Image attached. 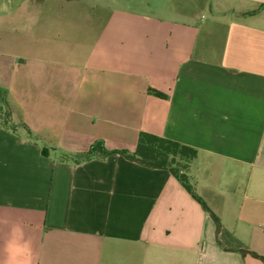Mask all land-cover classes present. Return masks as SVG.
<instances>
[{"label": "crops", "instance_id": "1", "mask_svg": "<svg viewBox=\"0 0 264 264\" xmlns=\"http://www.w3.org/2000/svg\"><path fill=\"white\" fill-rule=\"evenodd\" d=\"M170 1L48 19L20 58L0 264H264V0ZM140 132L197 150L189 179L219 230L168 170L70 159Z\"/></svg>", "mask_w": 264, "mask_h": 264}, {"label": "rangeland", "instance_id": "2", "mask_svg": "<svg viewBox=\"0 0 264 264\" xmlns=\"http://www.w3.org/2000/svg\"><path fill=\"white\" fill-rule=\"evenodd\" d=\"M0 0V127L12 126L13 97L11 86L21 59L34 49L36 37L47 36L45 28L48 19L74 20L98 16L101 6L111 8L130 7L143 13L159 14L170 6V0ZM133 1V2H132ZM151 2L156 8L141 6ZM129 4V5H128ZM131 5V6H130ZM100 6V7H99ZM104 15V14H101ZM62 19V20H63ZM44 42V41H43Z\"/></svg>", "mask_w": 264, "mask_h": 264}, {"label": "trees", "instance_id": "3", "mask_svg": "<svg viewBox=\"0 0 264 264\" xmlns=\"http://www.w3.org/2000/svg\"><path fill=\"white\" fill-rule=\"evenodd\" d=\"M149 92L161 98L165 97L164 94L153 89H149ZM113 154H120L127 160L149 169L170 171L192 197L211 214L219 230V219L197 195L189 179L188 169L198 155L195 148L147 132H140L133 150L109 149L104 140H97L86 151L70 155V159L80 163L93 159H105Z\"/></svg>", "mask_w": 264, "mask_h": 264}]
</instances>
